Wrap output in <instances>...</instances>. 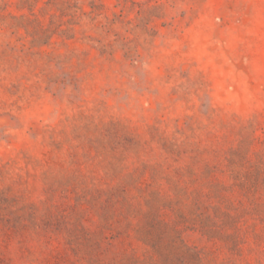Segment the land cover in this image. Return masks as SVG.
<instances>
[{"label": "rangeland", "instance_id": "374dc122", "mask_svg": "<svg viewBox=\"0 0 264 264\" xmlns=\"http://www.w3.org/2000/svg\"><path fill=\"white\" fill-rule=\"evenodd\" d=\"M0 264H264V0H0Z\"/></svg>", "mask_w": 264, "mask_h": 264}]
</instances>
